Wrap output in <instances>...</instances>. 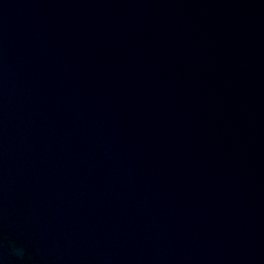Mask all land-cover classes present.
Instances as JSON below:
<instances>
[{
  "label": "water",
  "instance_id": "1",
  "mask_svg": "<svg viewBox=\"0 0 264 264\" xmlns=\"http://www.w3.org/2000/svg\"><path fill=\"white\" fill-rule=\"evenodd\" d=\"M0 264H264V0H0Z\"/></svg>",
  "mask_w": 264,
  "mask_h": 264
}]
</instances>
